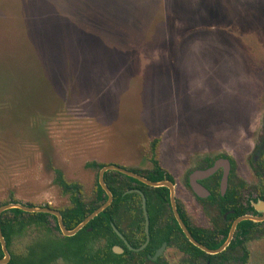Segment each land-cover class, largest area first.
<instances>
[{
    "label": "rangeland",
    "instance_id": "1",
    "mask_svg": "<svg viewBox=\"0 0 264 264\" xmlns=\"http://www.w3.org/2000/svg\"><path fill=\"white\" fill-rule=\"evenodd\" d=\"M263 122L264 0H0V205L65 207L56 170L91 199V163L227 157L251 190Z\"/></svg>",
    "mask_w": 264,
    "mask_h": 264
},
{
    "label": "flooded vegetation",
    "instance_id": "2",
    "mask_svg": "<svg viewBox=\"0 0 264 264\" xmlns=\"http://www.w3.org/2000/svg\"><path fill=\"white\" fill-rule=\"evenodd\" d=\"M250 161L252 165L250 167V170L252 171L251 176L254 180L251 190L247 189L245 184L236 177L233 164L227 157L202 159L200 161V165L197 168L191 170L189 173H187V175H185L183 183L180 186H177L176 182L173 180V177H171L166 171L162 170V168L156 161L158 168H160L163 174L162 180L157 182L168 181L172 184L173 201L181 222L183 223L190 236L196 242H204L205 244L210 246L216 245V248H207L209 250L218 249L226 242L229 237L232 224L238 218L242 216H264V122L262 124V129L257 139V144L253 150ZM214 166L215 169L210 175L202 178H196V176H194L192 180L193 183L201 188L200 193L196 194L191 187V176L195 172L206 171ZM225 173L227 174V181L224 191H222L221 179ZM145 174L146 172H141V174L139 175L145 177ZM166 175L170 180L166 177ZM231 185L232 187H230ZM157 188H160V196H157V194L153 190H142L137 187L121 189L115 188L114 194L109 191L111 195V202L106 208L110 207L109 215L112 220H110V227L113 232V237L110 239V251L113 254V256L111 257V264H210V262H203V257H197L195 252H193L188 247V243L190 245L192 244L184 236L180 226L174 218L170 204V190L165 187ZM250 191H252L253 197L251 200H247L245 197H248L246 195ZM77 192L79 193L78 196L84 202V204H71L69 196L63 195L61 193L67 198L68 201V204L65 207H62L60 209H53L45 205L41 206V208H47L60 214V211L65 209H83L85 212V210L94 207L91 203L93 201H96V187L92 193L91 199L84 198L81 188L78 189ZM144 192H151L149 195V201L151 202H149V210L153 219L154 229L152 233L153 236L151 238L153 242V246L151 247L153 248L152 253H149L148 248V244L150 242V217L146 206V196ZM141 194L145 199V210L148 216L147 244H145V220L142 208ZM104 195L106 196L105 193ZM103 203L98 205L95 209H93V211L99 208ZM261 203H263V206L260 205ZM22 205L27 206L26 204ZM237 213L241 214L236 215ZM44 214L48 215L44 223L48 230H50V232L54 236H58V234L61 235L57 225L56 217L52 214ZM89 214L85 215L77 225H79ZM244 221L253 223L258 229V237L249 240L245 244L244 228H238V226ZM87 224H85L81 229H83ZM55 225L57 226L58 231L55 230ZM112 226L119 235L113 230ZM75 227H73L72 229H74ZM34 229L38 232L40 231V234L37 237L29 236L28 233H31V231H33ZM46 229L44 230L43 228H39L36 226H31L29 229H27L25 231V234L19 237V239L17 240V242L20 243V245L18 244L19 248H17V253H25L27 251L28 245L31 246L32 250H36V244L42 242L46 238ZM81 229H79L78 231H80ZM86 230L90 231V228ZM27 236H29L28 239L22 243V238H25ZM234 240L237 241L238 251H235L234 254L231 255V259L233 260L230 264H241V255L243 256L244 252L243 246L245 245L247 254L249 255L247 244L255 240H264V220L239 221L233 229L230 241L222 251L216 254H207L203 251L202 252L208 256L222 254V257L220 259H216L214 261V264H217L216 261L218 260H220L221 264H229L228 252L225 251ZM95 246L99 247L100 243H96ZM68 250L71 252H66L64 254V257H62L60 260L57 259L53 264H85V259L83 258L82 253L76 251V249ZM158 251L159 254L155 259H153ZM87 264H93V262L88 261Z\"/></svg>",
    "mask_w": 264,
    "mask_h": 264
},
{
    "label": "trees",
    "instance_id": "3",
    "mask_svg": "<svg viewBox=\"0 0 264 264\" xmlns=\"http://www.w3.org/2000/svg\"><path fill=\"white\" fill-rule=\"evenodd\" d=\"M154 144V143H153ZM153 150V149H152ZM153 164V170L151 172H146L144 175L148 180L157 182L162 180V171L160 168H158L157 163L155 160H152ZM90 167H93L94 169L98 170L103 166L100 164H94L91 163L89 165ZM136 174H141L139 171L135 170H129ZM166 177L169 179V177L166 175ZM170 180V179H169ZM103 181L108 188V190L114 194V189L118 188H130V187H137L142 190H153L157 196H160V188H150L137 180L126 177L125 175H122L117 172L113 171H107L103 174ZM54 183L59 187L61 193L63 195H68L71 204H84V202L80 199L78 196V189H80V186L77 183L67 182L62 174L56 170L55 171V178ZM95 187L97 189L96 194V201H93L91 204H93V208L91 207L88 210L83 209H65L60 211V215L62 218L63 225L67 230H71L73 227H75L81 219L91 213L93 209H95L98 205L105 202L106 196L104 195L103 190L100 188L97 182V176H96V182ZM232 187V185L230 186ZM146 196V206L148 209L149 214V236H150V242L148 244L149 253H152L153 248V242L151 240L153 236V219L151 217V213L149 210L150 207V201H149V195L151 192H144ZM150 202V203H149ZM8 203H18L15 199H13L12 195L9 198ZM4 205V204H1ZM0 205V206H1ZM27 206L32 207L30 204H26ZM110 207L106 208L104 211L99 213L96 217H94L83 229L78 231L74 236L72 237H63L60 234L58 236H54L50 230L46 227L44 224L48 215L44 213H23L19 209H10L6 210L1 213L0 215V228L1 233L4 238L5 244H6V250L10 256L9 261L6 264H53L57 259H61L64 257V254L66 252H71L68 249H76V251L83 254V258L85 259V264H87L88 261L93 262V264H111V257L113 254L110 251V239L113 237V232L110 227L111 218H110ZM241 213H237L236 215H239ZM54 219V218H53ZM111 220V221H110ZM31 226H36L39 228L46 229V238L42 241L36 244V250H32L31 246L28 245L27 251L23 254H18L17 249L13 250L12 245L19 239V237L23 236L25 234V231L29 229ZM244 228V244L247 243L249 240L258 237L257 231L258 229L256 226L249 222L244 221L242 222L238 228ZM90 228V231H87L86 229ZM55 230L58 231L57 226L55 225ZM206 248H216V245L210 246L205 244L204 242L197 241ZM100 243L99 247H96L95 244ZM237 241L234 240L227 248L225 252H228L229 256V264L233 259H231V255L234 254V252L238 251L237 248ZM188 247L195 252L197 257H203V262H210V264H214V261L216 259H220L222 257V254L214 255V256H208L199 249L195 248L194 246L190 245L188 243ZM244 247L243 256L241 255V264H245L247 262V250ZM33 251V252H32ZM3 257V253L0 247V259ZM217 264H221L220 260L216 261Z\"/></svg>",
    "mask_w": 264,
    "mask_h": 264
},
{
    "label": "water",
    "instance_id": "4",
    "mask_svg": "<svg viewBox=\"0 0 264 264\" xmlns=\"http://www.w3.org/2000/svg\"><path fill=\"white\" fill-rule=\"evenodd\" d=\"M214 169H215V166L210 168L209 170H206V171L195 172L191 176V178H190L191 179V187H192V189L194 190V192L196 194L200 193L201 188L196 186L193 183L192 180H193L194 176H196V178H202V177L208 176L214 171ZM107 171L117 172V173H120L122 175H125L126 177L133 178V179L137 180L138 182H140V183H142V184H144V185H146L148 187H152V188L165 187V188L169 189L170 190V204H171L172 212H173L174 218L177 221L178 225L180 226L184 236L187 238V240L192 245H194L196 248H198L199 250H201V251H203V252H205L207 254H216V253L222 251L227 246L228 242L230 241L233 229H234L235 225L239 221H242V220H252V221L264 220V216H262V217L242 216V217L238 218L232 224V227H231L230 233H229V237L226 240V242L222 246H220L218 249L209 250V249L205 248L204 246H202L201 244H199L198 242H196L190 236V234L188 233V231L184 227L183 223L181 222V220H180V218L178 216V213H177V211L175 209V205H174V201H173V193H172L173 187H172V184L170 182H168V181L153 182V181H150L147 178H145V177H143V176H141L139 174L133 173V172H131L129 170H126V169L121 168V167L116 166V165H104V166H102L99 169L98 174H97L98 185L100 186V188L106 194L107 200L99 208H97L91 214H89L79 225H77L74 229H72L70 231L66 230V228L63 226L60 214L58 212H56V211H53V210H50V209H47V208L28 207V206L22 205L20 203H8V204H4V205L0 206V215H1L2 212L6 211V210H10V209H19V210H21L23 212H27V213H48V214H52V215H54L56 217L57 225H58V228H59V231H60L61 235L62 236H67V237L68 236H73L79 229H81L85 224H87L90 220H92L99 213H101L110 204L111 195H110V192H109L108 188L106 187V185H105V183L103 181V174L105 172H107ZM226 181H227V174L225 173L223 175L222 179H221V190L222 191H224V188L226 186ZM141 199H142V208H143L144 220H145V224H144L145 234H146V242H145V244H147V241H148V216H147V213H146V210H145V199H144L142 194H141ZM260 205L263 206V203H261ZM112 228L116 232V230L114 229L113 226H112ZM0 247H1V250H2V253H3V257L0 259V264H6L9 261L10 256H9L7 250H6V244H5L4 238H3L2 233H1V228H0ZM158 254H159V251L155 254L153 259H155Z\"/></svg>",
    "mask_w": 264,
    "mask_h": 264
}]
</instances>
